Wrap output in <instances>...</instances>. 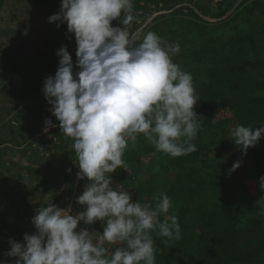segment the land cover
Wrapping results in <instances>:
<instances>
[{"label":"trees","instance_id":"1","mask_svg":"<svg viewBox=\"0 0 264 264\" xmlns=\"http://www.w3.org/2000/svg\"><path fill=\"white\" fill-rule=\"evenodd\" d=\"M18 1L27 2L47 17L57 13L61 4V0ZM185 1L190 0H133L134 23L150 17V4H156L155 7L162 4V9L172 10L169 18L161 20L162 23L151 21L142 29L141 36L153 31L159 36L165 33L161 37L169 43H183L181 36L174 35L176 32L187 39L188 55L182 70L192 74L195 95L199 98L194 105V111L201 118L199 134L193 141L197 150L172 157L156 151L140 133L135 146L129 141L125 150L123 159L127 170L118 168L109 175L113 176L114 187L126 185L134 201L151 203L159 192L169 196L172 206L160 220L175 215L181 238L169 239L153 232L155 264H264V189L259 183L255 190L247 186L249 181L244 183L239 177L229 175L235 163L232 157L245 154L230 137L231 130L238 125L251 128L264 125V51L261 48L264 0H200L197 9L187 10L180 5ZM2 3L0 0V8ZM165 16L163 13L158 19ZM121 22L117 23L120 27ZM57 23L47 28V43L53 49L67 45L69 51L76 46L74 33L67 32L66 23L64 28L57 27ZM23 50L18 44L12 56L6 60L0 58V69L7 75L5 79L2 77L5 88L16 79L12 70L23 76L21 80L37 81L40 77L38 65L32 68L18 60L16 54ZM190 57L194 58L193 64ZM76 59L75 51L74 65ZM172 60L180 65L178 56L173 55ZM42 111L39 105L37 112L31 106L19 112L17 105L11 106L7 114L17 112L12 122L19 123L18 127L4 123L0 113V178L4 181L0 187V260L17 259L4 255L10 248L9 238L23 243L24 233L35 232L31 217L36 214L34 209L39 203L49 202L43 200L44 193L51 190L58 200L64 195L61 186L65 187V193H71L74 186L78 165L73 141L62 133L59 124L50 132L38 135L42 132L41 125L32 126L30 119ZM17 152L24 155L32 152L37 161L21 164L17 169L13 160ZM246 153L252 160L241 164L244 174L248 178L264 176V144L262 149L249 147ZM150 154L152 158L143 166V157ZM44 156L48 158L46 164L42 161ZM6 163L9 167L4 170ZM25 170H28L27 176L23 173ZM55 174L60 177L54 178ZM32 199L37 202L33 204ZM6 200L11 201L10 205ZM8 216L12 217L11 221ZM100 224L99 221L95 226L97 231Z\"/></svg>","mask_w":264,"mask_h":264},{"label":"clouds","instance_id":"2","mask_svg":"<svg viewBox=\"0 0 264 264\" xmlns=\"http://www.w3.org/2000/svg\"><path fill=\"white\" fill-rule=\"evenodd\" d=\"M133 8V0H61L59 11L48 17L50 23L59 22L57 27L66 23L76 41L75 65L62 45L56 52L57 70L45 78L42 90L56 125L73 141L77 178L87 179L76 198L84 208L73 215L71 206L61 208L52 199L39 203L31 217L35 232L24 233L23 243L9 238L4 255L17 259L0 264H155L152 233L181 238L175 215L160 220L172 206L166 193L159 192L151 203L134 201L129 190L113 186L109 175L127 170L123 156L129 141L135 146L137 134L156 151L179 157L197 150L193 141L201 128L192 74L172 60L180 44L153 31L141 36L146 20L130 33L126 25L135 19ZM122 14L123 26H113ZM45 123L56 126L51 118ZM230 137L246 154L264 137V125H238ZM239 166L238 160L231 171ZM260 187L264 189V176ZM97 221L102 232L78 229L81 222ZM105 242L118 245L110 256Z\"/></svg>","mask_w":264,"mask_h":264},{"label":"rangeland","instance_id":"3","mask_svg":"<svg viewBox=\"0 0 264 264\" xmlns=\"http://www.w3.org/2000/svg\"><path fill=\"white\" fill-rule=\"evenodd\" d=\"M133 6H134L133 15L135 16L136 5L133 4ZM148 10H150V7ZM151 11H152L151 12L152 15L148 19H146L145 23L146 22L150 23L153 20L162 23L163 21L161 20L167 19L170 16L169 15L170 12L167 9L162 10V12H160V10L157 7L154 8L153 6V8H151ZM155 12H157L156 16L153 15V13ZM163 13L166 16L158 19L159 15ZM123 19L124 16L122 14V16L119 19L113 20L111 23L113 26H119L117 24L118 21L119 20L123 21ZM134 22L135 20H133V22L131 21L128 25H126V27L128 31L131 32L133 31L135 33L137 30L140 29L139 28L137 29L136 26L138 25L137 23ZM53 24L54 22L50 23L48 21V17L45 14L41 13V10L31 7L27 2H21L18 0H3L2 6L0 8V58L6 60L8 56H12L15 47L18 44H20L22 45L24 50L16 54L18 56V60L21 62L22 65L24 66L30 65L29 67L32 68H37L36 66L38 65V73L40 74V77L38 78L37 81L31 79L21 80L23 76L17 70H12L13 72L12 75L15 74L16 79L13 80L12 83H10V86H8V88H5V84L2 83V77L5 79L7 78V75L5 74L4 70L0 69V113L4 119L3 121L4 123L10 122L11 125L18 127L19 123H17L16 125L14 124L15 122H12L15 113L21 111L25 106H31L37 112V105L42 106L43 109L44 104L48 102L45 99L44 92L42 90L44 80L47 76L55 74L59 61V57L56 54L58 49H53L51 44L47 43L48 39L45 36L46 35L45 32L47 28ZM61 26L64 28L65 24H62ZM163 28L166 29V27ZM25 32H27V34H25ZM164 35L165 33H163V35L161 36ZM174 35L177 37L181 36L183 40V43L175 42V43H179L180 46L181 44H183V46L180 47L181 50L175 54L176 56H178V61L181 69H183L186 67L184 64L185 56L188 55V53H186L187 51L186 49L188 47V45L186 44L187 39L185 36L179 35L176 32H174ZM261 43H263V46H261V48L264 51V37L261 40ZM69 51H70L69 52L70 55L73 57L76 51V46L71 48ZM193 59L194 58H191V64H193L192 63ZM13 93H15L16 96H13ZM13 105H17V112H12L11 115L7 114L8 108H10ZM43 118H44V110L37 117H32V119H30V123L34 127L38 126V124L42 125ZM42 134L44 133L43 132L38 133V135H42ZM263 144H264V138H261L259 143L256 144L255 148L262 149ZM21 148H25V146ZM17 151L20 152V150ZM19 152H17V154L13 159L16 162L15 166L17 169L21 168L20 167L21 164L25 166L30 162L37 161V159L32 154V152L30 153L31 156H29L30 154L24 155ZM27 156H29V158H27ZM152 156L153 155L150 154L148 156L143 157V162H142L143 166L152 158ZM232 158L235 159V162L239 160L240 166L236 168L235 171L229 172L230 177H233L235 179L239 177V179H242L244 183L249 181L250 184L247 183V186H249L250 188L254 187L255 190L258 189L255 186L260 183V177H257L255 175L253 176L250 175L249 177L251 178H248V176L244 174L241 167L242 163L251 162L252 158L247 157V153L236 154ZM36 166H38V164H36ZM7 167H9L8 163L5 164L3 169L5 170ZM23 173L25 176H27L28 170H25ZM143 175L145 176V174ZM140 177H142V175H140ZM1 179L2 178H0V187L2 188V184L4 183V181ZM120 187L126 190V185H124V183H121ZM255 198L257 199L258 197ZM17 200L20 201V199ZM6 202L9 205L11 203V201L8 200H6ZM21 222H26V221H21ZM98 222L99 221H97L93 225H87V227L90 230L91 229L96 230L95 226L96 224H98ZM99 231L100 232L103 231L102 223L99 225ZM96 242L98 241H95L94 243ZM115 246L116 245H111L108 244L107 242L104 243V247L107 250L106 254L108 256L111 255Z\"/></svg>","mask_w":264,"mask_h":264},{"label":"built area","instance_id":"4","mask_svg":"<svg viewBox=\"0 0 264 264\" xmlns=\"http://www.w3.org/2000/svg\"><path fill=\"white\" fill-rule=\"evenodd\" d=\"M198 2H200V0H190V1H185L184 3H182V5L187 9L189 8H192V9H197V4ZM154 5L150 4L149 7L150 9L153 7ZM153 15H157V12L153 13ZM139 22V20L137 21ZM50 108H51V105L46 102L44 104V107H43V110H44V118H43V124L41 125V131L43 133H47L49 132L53 127L46 124L45 121L48 119V118H51V121H52V124L56 125V117L52 115L51 111H50ZM47 128L48 131L45 132L44 129ZM47 157H43L42 158V161H43V164H46L47 162ZM79 171V168H77V172ZM87 183V179H78L77 178V173H76V176H75V179H74V186H73V189L71 191V193H65V187L64 186H61L60 188V191L63 192V196L61 198H59L58 200H56L54 197H53V194L52 193H49L48 196H47V201L51 202V199H52V203L56 204L57 206L61 207V208H66L68 206H71L72 208V214L75 215L77 214V211H81L83 210L84 206L83 205H79L76 203V198L82 194L83 192V189H84V186L85 184ZM37 201L36 200H32V203H36ZM80 227H87V225H84L82 222L80 225H78V229ZM88 228V227H87Z\"/></svg>","mask_w":264,"mask_h":264},{"label":"crops","instance_id":"5","mask_svg":"<svg viewBox=\"0 0 264 264\" xmlns=\"http://www.w3.org/2000/svg\"><path fill=\"white\" fill-rule=\"evenodd\" d=\"M59 177H60V175H58V174H55V175H54V178H57V179H58ZM46 190H47V189H45V191H46ZM50 192H51V190H47V192L44 193V198H43V200H46V199H47V196H48V194H49ZM28 197H29V196H28ZM38 199H39V198H38ZM41 199H42V198H41ZM41 199H40V200H41ZM32 200H33V199H32ZM7 219H8V221H11V220H12V217H9V216H8Z\"/></svg>","mask_w":264,"mask_h":264}]
</instances>
